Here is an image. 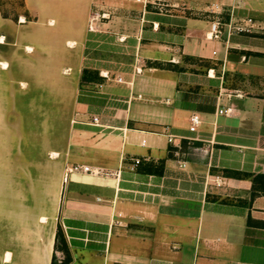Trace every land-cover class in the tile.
Here are the masks:
<instances>
[{
  "label": "crops",
  "instance_id": "obj_1",
  "mask_svg": "<svg viewBox=\"0 0 264 264\" xmlns=\"http://www.w3.org/2000/svg\"><path fill=\"white\" fill-rule=\"evenodd\" d=\"M175 1L131 0L93 29L98 0H21L30 20L0 11V264H52L63 213L97 226L71 264H264V0ZM211 4L258 30L209 39ZM84 69L103 81L81 86ZM41 157L103 173H72L89 180L66 213L68 175L42 212L20 194Z\"/></svg>",
  "mask_w": 264,
  "mask_h": 264
},
{
  "label": "rangeland",
  "instance_id": "obj_2",
  "mask_svg": "<svg viewBox=\"0 0 264 264\" xmlns=\"http://www.w3.org/2000/svg\"><path fill=\"white\" fill-rule=\"evenodd\" d=\"M134 1V0H133ZM98 7L95 8L94 14L92 16V20L90 25L92 24L96 27V23L104 22V20H108L105 18L112 19L113 16H123V11L129 10L126 6H134V3L131 0H98ZM0 5L6 11L9 16H16L20 12L23 13L22 2L21 0H0ZM122 6L121 11H116L112 13L113 9L117 6ZM126 7V8H124ZM22 13H20L22 15ZM127 14V13H126ZM131 14H135L131 12ZM51 157H41V173L35 174V178L32 177V174L25 173L23 177L24 187L20 190V194L25 197H31L32 194L35 196H40L41 198V211L44 212L49 206L55 203L56 197L60 193L62 183L65 179H68V165L64 168H61L59 172L54 171L56 166ZM70 181L65 182L63 185V196L62 199L64 201V209L66 213L68 212V197H71L70 187H73L74 182L77 180H89L84 177H79L77 174H71L69 177ZM66 196V197H65ZM31 205H26V212H30ZM61 226L67 242L69 243L71 250L70 251L71 261L68 259L67 255L62 251L56 252V260L57 264H71L74 262V255L78 258V261L82 259V254L80 252L84 249L89 248L90 244H92V240L95 239L94 236L97 234L95 231L97 226L90 222H85L83 220H71L65 218L64 213L61 214Z\"/></svg>",
  "mask_w": 264,
  "mask_h": 264
},
{
  "label": "built area",
  "instance_id": "obj_3",
  "mask_svg": "<svg viewBox=\"0 0 264 264\" xmlns=\"http://www.w3.org/2000/svg\"><path fill=\"white\" fill-rule=\"evenodd\" d=\"M136 3H139L144 6V9L147 10L149 7L153 9H158L160 11H165L168 9H176L179 7L178 2L175 0H135ZM238 7L231 6L226 8L221 4H211L205 9V13L210 17L211 20V29L208 33V38L211 40L220 39L223 35L231 37L235 34H254L257 30V22L250 16H240L237 14ZM90 29H93V25H90ZM118 82H123L122 78H118ZM224 111H220L222 114ZM228 112V111H226ZM200 116L194 114L191 117V127L190 131L197 132V127L200 124ZM93 124L99 125L100 120L98 117L93 118ZM173 136H169V142H173ZM140 160H135L134 167H138ZM68 174L72 173H84L91 175H100L102 170L99 168H93L86 165H73L68 167Z\"/></svg>",
  "mask_w": 264,
  "mask_h": 264
},
{
  "label": "trees",
  "instance_id": "obj_4",
  "mask_svg": "<svg viewBox=\"0 0 264 264\" xmlns=\"http://www.w3.org/2000/svg\"><path fill=\"white\" fill-rule=\"evenodd\" d=\"M22 7H23V5H22ZM0 11L4 17H10L6 13V11L2 8L1 5H0ZM20 13H22V12H20ZM20 13L16 16H11V17L14 18L15 21H18V18L21 15ZM22 15H24L27 20H30V15L26 10H23ZM102 81H103V78L100 76L99 72L94 71V70H90V69H84L82 71L81 80H80L81 86H83L84 84L100 83ZM263 178H264V175H258L256 177H254V188H255V182H259L261 184H264V181H262ZM262 188H264V187H262ZM55 251L56 252L62 251L63 253H65L67 255L68 259L71 261L70 245L67 242V239H66L65 234L63 232L60 220L58 222V228H57V233H56ZM56 252L54 254L52 264H57Z\"/></svg>",
  "mask_w": 264,
  "mask_h": 264
},
{
  "label": "bare ground",
  "instance_id": "obj_5",
  "mask_svg": "<svg viewBox=\"0 0 264 264\" xmlns=\"http://www.w3.org/2000/svg\"><path fill=\"white\" fill-rule=\"evenodd\" d=\"M23 20V19H22ZM43 220H45L44 218H43Z\"/></svg>",
  "mask_w": 264,
  "mask_h": 264
}]
</instances>
